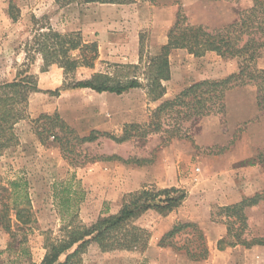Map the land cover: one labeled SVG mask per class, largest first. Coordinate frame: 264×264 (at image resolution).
I'll use <instances>...</instances> for the list:
<instances>
[{
	"label": "rangeland",
	"instance_id": "374dc122",
	"mask_svg": "<svg viewBox=\"0 0 264 264\" xmlns=\"http://www.w3.org/2000/svg\"><path fill=\"white\" fill-rule=\"evenodd\" d=\"M5 1L7 11L10 2L13 4L11 11L16 18L20 13L18 5L22 6L26 21L23 26L18 24L19 28L11 31V35H0V83L16 76L25 54L24 45L33 39L38 28L44 30L52 24L59 32L78 31L85 40L98 43V32L94 29L96 12L88 10L80 14L78 8L63 11L65 4L77 2L79 5L83 4L82 0ZM251 3V0H136L127 3L128 8H136L126 11V18L116 19L113 46L98 45L99 57L94 67L79 69L76 77L82 73H102L116 82L135 74L141 76L142 69H134L132 65L138 63L140 54L143 57L158 54L178 10L189 23L214 29L236 21L239 11ZM141 5L145 9L142 10ZM124 25L125 35L121 30ZM132 28L138 31L137 47L130 38ZM71 54L77 57L78 51ZM168 59L170 77L163 81L166 91L153 102L147 100L145 89L141 87L121 94L75 88L54 95L52 92L62 84L60 71L56 72L53 67L38 74L39 91L29 95L27 117L14 124L18 143L0 151V209L4 204L8 206L7 216L15 229L11 209L15 193L10 182L23 176L28 182L31 217L36 221L32 228L17 230L13 238L0 224V264H38L41 261L45 253L41 232L51 230L57 234L66 217L59 211L54 189L70 173H74L75 187L82 192L77 209L75 206L78 219L88 225L99 215L116 213L125 195L144 185L156 189L176 186L186 192L185 199L168 215L161 219L152 215L139 219L152 231L145 250L103 253L92 243L80 252L79 264H264V246L261 245H257L262 248L258 252L240 244L218 249L216 243L225 235L226 225L211 217L218 206L238 202L264 190V167L257 157L258 152L264 150V109L258 107L256 88L252 84L235 86L225 92L224 114L184 122L182 125L188 129L190 139L172 138L166 142L162 133H152L117 143L99 137L80 147L95 159L76 168L69 166L51 138L41 143L35 134L34 120L41 113L58 112L80 136L92 129L108 131L111 126L126 122L144 123L150 110L162 100L171 98L193 82L223 78L236 72L240 64L237 58H222L211 51L193 55L185 49L173 50ZM254 64L264 68V57L257 58ZM6 72L9 77L5 76ZM221 146L227 148L218 151ZM111 154L121 159L100 158ZM129 158H149L152 162L140 165L122 161ZM17 200L24 202L21 197ZM246 216L250 234L264 236V200L246 208ZM175 220L192 221L200 227L208 246L206 259L192 261L182 251L158 245L162 234ZM186 237L185 233H180L173 241L179 245ZM21 246L27 250L23 254L19 253Z\"/></svg>",
	"mask_w": 264,
	"mask_h": 264
},
{
	"label": "trees",
	"instance_id": "16d2710c",
	"mask_svg": "<svg viewBox=\"0 0 264 264\" xmlns=\"http://www.w3.org/2000/svg\"><path fill=\"white\" fill-rule=\"evenodd\" d=\"M136 0H82L87 2L127 4ZM251 5L239 11L236 21L208 29L202 25L191 24L180 10L173 25L169 28L167 40L161 45L158 54L139 56L134 69H142L141 76L135 74L125 81L111 82L110 77L102 73L84 74L76 77L81 68H93L99 57L98 43L87 41L78 31L59 32L50 26L44 30L38 28L33 39L24 45V57L20 70L8 82L0 83V151L18 143L14 124L27 117L28 98L39 91L37 76L57 66L62 69V84L52 94L62 90L88 88L96 92L121 94L132 88L145 89L149 102L159 100L165 93L163 81L170 77L169 55L175 49H185L193 55L215 52L222 58L240 60L238 70L219 79H203L189 84L169 99L162 100L150 110L144 123L126 122L111 126L108 131L92 129L80 136L58 112L41 113L34 120L35 134L41 143L51 138L60 150L61 156L69 166L76 168L93 161L80 147L99 137L121 143L131 138H144L152 133H162L167 142L172 138L190 139L188 129L182 124L203 116L224 114V96L228 89L244 84L256 88L258 107L264 109V68L254 63L264 57V0H251ZM13 4H9L8 13L12 19ZM78 51V56L72 52ZM219 147L218 151L226 149ZM84 152V153H82ZM258 163L264 167V150L258 152ZM101 159H121L116 154L100 156ZM124 163H150L149 158H129ZM74 173L56 184L54 196L59 211L66 217L57 234L51 230L42 231L45 253L38 264H79V254L88 245L94 243L103 253L120 251H143L151 236V227L139 220L145 216L162 218L172 212L186 197L185 190L176 186L153 188L144 185L127 193L116 213L99 215L91 224L78 219L76 210L82 198V192L75 187ZM15 193L11 209L14 210L16 228L10 224L7 216L8 206L0 209V224L11 238L17 230L32 228L35 219L31 217V205L27 193V179L18 176L10 182ZM21 197L24 202L17 198ZM264 200V190L240 201L218 206L217 212H211L215 221L226 225V233L217 240L218 249L237 244L250 248L264 246V236H252L249 232L246 208ZM76 206V209H75ZM180 233L187 237L181 244L173 239ZM160 246H171L182 251L189 260H204L208 256V246L200 227L192 221L175 220L158 241ZM27 250L21 246L19 253ZM61 259V255L64 254ZM35 264V263H31Z\"/></svg>",
	"mask_w": 264,
	"mask_h": 264
},
{
	"label": "crops",
	"instance_id": "0c3cea01",
	"mask_svg": "<svg viewBox=\"0 0 264 264\" xmlns=\"http://www.w3.org/2000/svg\"><path fill=\"white\" fill-rule=\"evenodd\" d=\"M143 7V5H141ZM20 13L19 16L14 20L10 17L8 11H7V3L5 0H0V35H4L5 33H8V35H11L10 32L18 29L19 26L22 25V23H25L26 18L24 19V10L22 6H19ZM74 8H78L80 11H94L96 12V22L94 24L95 31L98 32V45L100 47L106 48L113 46L112 41V33L115 31L114 23L117 18L122 17L126 18L127 13L126 11H129V9H134L136 6L128 8L126 4H118V3H100V2H87L83 4H79L77 2H71L64 5L65 13L70 12ZM145 9V6L142 8V10ZM139 11V10H138ZM81 14V13H80ZM79 15V14H78ZM142 17V15H141ZM23 26V25H22ZM51 27L54 26L51 24ZM21 28V27H20ZM56 28V27H55ZM126 25L122 26L121 30L122 33L126 34ZM58 29V28H57ZM130 38L132 40V44L134 42L135 46H138V31L136 29L132 28V32L130 33ZM136 60H134L135 62ZM55 68L56 72L61 73L62 75V69L53 66ZM52 67V69H53ZM3 75V74H2ZM5 76L9 77V72H6ZM1 78V76H0ZM262 248L258 247L257 245H254L250 248L251 251L258 252L262 251Z\"/></svg>",
	"mask_w": 264,
	"mask_h": 264
}]
</instances>
